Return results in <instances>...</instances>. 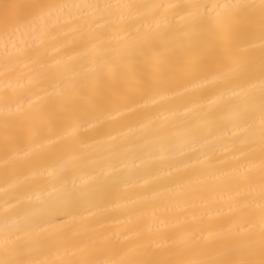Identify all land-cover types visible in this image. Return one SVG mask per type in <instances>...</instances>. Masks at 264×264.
<instances>
[{"label":"snow or ice","instance_id":"obj_1","mask_svg":"<svg viewBox=\"0 0 264 264\" xmlns=\"http://www.w3.org/2000/svg\"><path fill=\"white\" fill-rule=\"evenodd\" d=\"M0 45L5 168L47 162L0 264H264V0H0Z\"/></svg>","mask_w":264,"mask_h":264},{"label":"bare ground","instance_id":"obj_2","mask_svg":"<svg viewBox=\"0 0 264 264\" xmlns=\"http://www.w3.org/2000/svg\"><path fill=\"white\" fill-rule=\"evenodd\" d=\"M63 2H76V3H86V2H95V0H63ZM103 2V0H101ZM112 3H128V2H133V3H187V2H198V3H206V4H212L217 2V0H111ZM25 46L31 44L30 38L25 37ZM0 49H2V45H0ZM3 54L2 51H0V89L3 88V85L5 83V66L3 63ZM21 69H17L16 72H20ZM24 71H27V69H24ZM15 73L10 76L9 78L13 80V84L15 85L16 81L14 79ZM23 82V81H22ZM218 84L214 83H208L204 85L201 88H196L194 89L191 93L188 94L189 100L193 102H204L206 104L207 100L213 98V94L218 91L219 89ZM2 91H0V96H2ZM167 103V102H162ZM182 110V109H181ZM154 111V110H153ZM135 117L134 116H125L123 117L120 121H117L116 123L106 126L104 130H110V128H118L120 125L124 122H131L134 121ZM179 119V117H177ZM81 135L88 139L91 137H94L96 135V132L93 130H90L88 132L81 133ZM90 142V141H89ZM5 156L3 153L2 148H0V189H3L7 186V184L11 183L15 179H23L24 177L30 176L31 172L33 171L34 166H46V161H43L40 156H34L32 158L33 163L32 164H17L15 166L9 165L7 169L5 168L4 164ZM45 178L36 176L30 180H26L25 184L20 188V192L23 194L25 193L29 187H34L41 185L45 183ZM4 195L3 192L0 191V202L3 201ZM216 206L214 205H209L208 208L206 209H200V211H207V212H212L214 216V209ZM191 211V209H189Z\"/></svg>","mask_w":264,"mask_h":264}]
</instances>
